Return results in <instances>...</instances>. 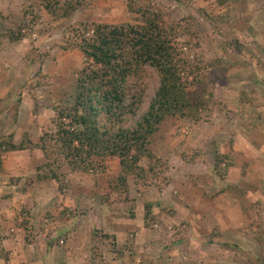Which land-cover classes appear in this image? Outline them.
Segmentation results:
<instances>
[{
  "label": "rangeland",
  "instance_id": "374dc122",
  "mask_svg": "<svg viewBox=\"0 0 264 264\" xmlns=\"http://www.w3.org/2000/svg\"><path fill=\"white\" fill-rule=\"evenodd\" d=\"M143 2L188 82L209 85L149 135L148 174L114 188L119 157L97 149L74 168L40 140L96 68L67 31L144 24ZM63 4L0 0V264H264V0H81L65 16ZM154 71L130 89L125 128L148 110Z\"/></svg>",
  "mask_w": 264,
  "mask_h": 264
},
{
  "label": "trees",
  "instance_id": "16d2710c",
  "mask_svg": "<svg viewBox=\"0 0 264 264\" xmlns=\"http://www.w3.org/2000/svg\"><path fill=\"white\" fill-rule=\"evenodd\" d=\"M62 2L65 7L62 15H67L81 0H54L50 3L43 0L53 13L61 10ZM138 7L137 12L145 19L144 24H93L91 36H88L91 26L86 23L72 26L67 31L68 40L81 39L78 45L96 68H84L78 74L73 105L55 108L56 133L49 130L40 140L47 156L57 154L62 158L60 162L69 163L74 168L86 154L90 156L97 149L102 150V154L119 157L122 173L115 179L114 188L126 187L132 174H148L139 162L143 154L153 156L148 147L149 135L167 114H186L188 107L201 105L209 85L203 74L188 82L184 76L187 67L177 57L159 16L152 17L153 10L147 3ZM146 68L159 75L160 86L148 110L134 125L125 128L122 125L124 117L128 116L127 113H136L129 91ZM151 212V205H148L147 219Z\"/></svg>",
  "mask_w": 264,
  "mask_h": 264
}]
</instances>
